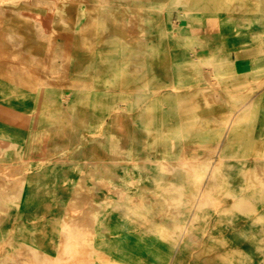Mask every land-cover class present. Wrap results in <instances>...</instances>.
<instances>
[{
    "label": "bare ground",
    "instance_id": "bare-ground-1",
    "mask_svg": "<svg viewBox=\"0 0 264 264\" xmlns=\"http://www.w3.org/2000/svg\"><path fill=\"white\" fill-rule=\"evenodd\" d=\"M225 1L0 0V264H264V85L231 102L171 17L235 34ZM50 183L73 214L44 231Z\"/></svg>",
    "mask_w": 264,
    "mask_h": 264
},
{
    "label": "rangeland",
    "instance_id": "rangeland-1",
    "mask_svg": "<svg viewBox=\"0 0 264 264\" xmlns=\"http://www.w3.org/2000/svg\"><path fill=\"white\" fill-rule=\"evenodd\" d=\"M163 4L167 7H174L180 4L175 2L177 0H162ZM237 1V0H235ZM249 2V1H248ZM248 2L245 0H238L237 1V10L238 11H245L247 6H249ZM225 8L232 6L229 1L225 2ZM186 13V20L181 21L178 15V11H172L171 17L177 22V24L181 23L182 30L184 32L185 38H188V42L194 41L193 35H195L196 40L199 42L200 49L204 42H202L201 38L202 35L205 37L207 41H211L210 44L213 46V53L215 54V60L217 62L216 69L220 71L219 76L224 79V81L229 80V82L234 81L236 85H238V90L234 97H230V101L235 103L236 101H242V98L245 96H251L253 90L256 89L254 93H257L258 89L264 85V61L261 60L260 57V50L261 47L264 46V0H258L254 5V12L257 16L254 18V13L252 14L251 20L247 21L246 26L237 27L238 32L235 34L231 33H222L219 28L215 31L216 33H210V25L209 20H203L202 18H206L207 16L211 18L213 14H217L218 11L211 10H203V9H186L184 11ZM189 14V15H188ZM191 17V18H190ZM190 18V19H189ZM197 18V19H196ZM221 17L216 19L220 21ZM224 21V20H223ZM226 21V20H225ZM196 26V28H195ZM252 32V34H250ZM211 34V35H210ZM200 36V39L198 36ZM187 36V37H186ZM189 36V37H188ZM209 36V37H208ZM214 37L216 39H224L222 47L218 48V43L215 40H211ZM261 37V38H260ZM209 39V40H208ZM213 39V38H212ZM247 44V45H246ZM253 47V48H252ZM218 48V49H217ZM202 49V48H201ZM205 54H204V53ZM208 55L207 51H200L199 57H205ZM258 55V56H257ZM234 63V64H233ZM186 70V69H178ZM231 70V71H230ZM231 72V73H230ZM234 79V80H232ZM189 81L180 82L178 85L187 86ZM245 95V96H244ZM190 112L199 113L201 116L209 117L210 115L219 117V118H232V114L224 112L211 110L208 107L203 106H192L189 107ZM203 113V114H202ZM75 170L69 171L70 179L66 180L67 183L73 182L75 176ZM53 173V172H51ZM59 174V172H56ZM60 182V180H58ZM57 185H53L52 183L49 184V191L50 194L42 195L39 198V204L43 205L48 203L51 210L49 212V216L43 215L40 219L43 220L44 225L42 230L49 231L51 228L47 224L52 217V220H60L63 224V221H66L73 212L69 211L68 205L66 203L67 197L64 196H57L55 193L59 191L57 189ZM64 188V187H63ZM56 189V190H54ZM88 189H91V186H88ZM55 192V193H53ZM54 194V195H52ZM89 197V195L87 196ZM64 202H63V201ZM40 214H43L40 211ZM54 218V219H53ZM47 239V237H45ZM259 243V242H258ZM257 243V244H258ZM40 253L42 255H52L54 253L53 249L42 247L40 248ZM228 259V257H225ZM231 264V263H226ZM235 264H254V261L251 263L249 259H244L240 261H236Z\"/></svg>",
    "mask_w": 264,
    "mask_h": 264
},
{
    "label": "crops",
    "instance_id": "crops-1",
    "mask_svg": "<svg viewBox=\"0 0 264 264\" xmlns=\"http://www.w3.org/2000/svg\"><path fill=\"white\" fill-rule=\"evenodd\" d=\"M226 1H229V0H226ZM225 1V2H226ZM258 0H255V2H254V4H252L251 2H248V4H249V6L251 7L252 5H255L256 4V2H257ZM225 2H224V4H225ZM230 2V1H229ZM231 3V2H230ZM248 7V6H247ZM247 9V8H246ZM252 13H254V18L257 16V14L255 13V12H252ZM252 16V15H251ZM211 47H213L212 45H211ZM220 72V71H219ZM231 73V72H230ZM237 86V88H238V85H236Z\"/></svg>",
    "mask_w": 264,
    "mask_h": 264
}]
</instances>
